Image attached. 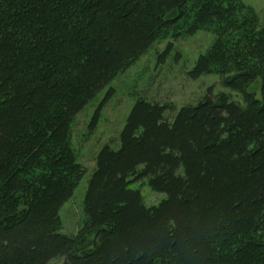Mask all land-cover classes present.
<instances>
[{"label":"trees","instance_id":"1","mask_svg":"<svg viewBox=\"0 0 264 264\" xmlns=\"http://www.w3.org/2000/svg\"><path fill=\"white\" fill-rule=\"evenodd\" d=\"M180 26L187 35H215L189 76L218 74L243 101L210 88L170 122L166 105L138 100L120 148L105 145L96 156L79 235L64 234L60 210L86 172L72 147L76 115ZM258 78L263 100L247 90ZM142 179L166 198L148 206L130 187ZM86 233L94 247L80 249ZM59 258L264 264V23L253 7L242 0H0V264Z\"/></svg>","mask_w":264,"mask_h":264},{"label":"rangeland","instance_id":"2","mask_svg":"<svg viewBox=\"0 0 264 264\" xmlns=\"http://www.w3.org/2000/svg\"><path fill=\"white\" fill-rule=\"evenodd\" d=\"M242 1L253 7L264 23V0ZM184 30L185 27L180 26L176 33L172 31L166 38L153 43L144 55L112 80L76 115L71 128L72 147L77 161L86 172L73 197L60 210L64 234L73 237L79 235L85 217L84 199L88 181L96 168V156L105 145L120 148L121 131L138 100L146 99L166 105L165 118L170 122L183 106L201 101L210 88L213 94L225 91L233 99L243 101L240 93L223 86L218 74H205L197 79L189 76L199 56L212 45L215 35L212 29H201L194 35L185 34ZM261 85V78H258L248 85L247 90L263 100ZM111 88L114 93L105 101L95 121L94 115ZM130 187L141 191L148 206L159 204L167 196L153 191L146 179L132 181ZM93 240V233L84 234L80 249L94 247ZM62 263L63 258H59L50 264Z\"/></svg>","mask_w":264,"mask_h":264}]
</instances>
